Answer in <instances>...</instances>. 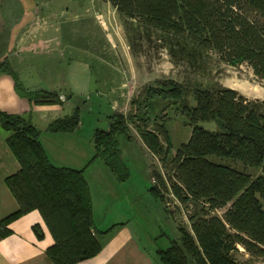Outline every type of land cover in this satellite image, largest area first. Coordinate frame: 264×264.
Segmentation results:
<instances>
[{
    "label": "trees",
    "instance_id": "trees-1",
    "mask_svg": "<svg viewBox=\"0 0 264 264\" xmlns=\"http://www.w3.org/2000/svg\"><path fill=\"white\" fill-rule=\"evenodd\" d=\"M106 1L125 18L186 36L231 66L248 64L264 85V0ZM0 74L9 75L17 94L30 104L63 102L57 91L24 86L7 58L0 60ZM141 94V99L131 101L134 113L114 111L107 116V129L92 130L94 155L89 165L98 158L118 181H124L128 167L117 136L130 139L129 125L135 124L144 145L167 172V182L155 174L159 183L150 188L154 197L165 204L163 192L168 183L174 198L191 207L190 230L179 227V238L170 240L166 249L157 250L158 261L246 264L234 256L239 246L264 258V100L248 99L221 85L189 89L173 79L156 80ZM157 99L167 101L192 129L189 140L175 149L165 118L149 115ZM80 116L77 104L70 115L42 130L31 115L0 110L7 145L20 165L5 179L18 209L0 220V240L10 233L12 220L38 210L54 239L46 250L53 264H75L94 257L101 250V235L111 229L95 227L84 168L54 164L40 140L43 132L76 133L82 125ZM221 210L222 215L215 213ZM33 231L43 237L39 225H34Z\"/></svg>",
    "mask_w": 264,
    "mask_h": 264
},
{
    "label": "crops",
    "instance_id": "crops-1",
    "mask_svg": "<svg viewBox=\"0 0 264 264\" xmlns=\"http://www.w3.org/2000/svg\"><path fill=\"white\" fill-rule=\"evenodd\" d=\"M58 1L14 0L20 9L19 14L11 19L6 15L8 10L4 9L7 1L0 0V39H3L0 60L8 59L27 88L57 91L63 101L59 104H30L17 94L12 78L0 74V110L9 114L31 115L33 123L42 130L52 121L70 115L79 102H86L94 88L93 93L104 97L107 119L118 105L127 102L132 89L127 78L131 73L121 68L122 59L101 25L98 13L94 10L85 13L80 11L78 8L83 6V0H74L78 4L77 9L62 7ZM80 20L82 23L78 22ZM66 52L70 59L67 69L64 72L56 70ZM39 61L42 62L41 67L38 66L41 63ZM66 96H70V99ZM108 126L109 122L102 129ZM79 131L74 134L43 132L40 136L54 164L84 168L91 189L95 227L100 231L111 228L100 237V252L75 264H161L156 254L159 248L149 249L143 245L145 230L133 229L130 218L116 219L111 213L108 203L114 195L107 191L109 188L102 187L103 200L96 197L99 194L93 192L92 169L96 168L98 172L97 169L102 167L107 171V167L97 164L100 163L98 158L89 165L94 155L91 133L84 137ZM6 138L7 132L0 125V220L18 209L5 179L16 173L20 165L8 147ZM77 146L80 148L76 150L77 158L69 159L65 158L66 154L62 155L66 152L72 154L69 151ZM162 207L167 212L164 204ZM124 212L121 210L120 214ZM36 224L43 231L42 238L33 231ZM8 228L10 233L0 240V264H53L46 250L54 243V239L38 210L12 220Z\"/></svg>",
    "mask_w": 264,
    "mask_h": 264
},
{
    "label": "rangeland",
    "instance_id": "rangeland-1",
    "mask_svg": "<svg viewBox=\"0 0 264 264\" xmlns=\"http://www.w3.org/2000/svg\"><path fill=\"white\" fill-rule=\"evenodd\" d=\"M4 1H7L5 3L7 7L4 5V9L8 10L7 17L11 19L16 17L19 14V4L14 0ZM58 2L62 7L70 9L78 7L74 0ZM78 9L84 13L93 10L98 13L101 25L122 59L121 68L131 73V76H127L131 82L129 87L132 88L129 98L125 104L121 103L111 113L114 111L124 114L134 113L135 107H132L131 101L141 99L142 89L159 79H173L189 89L197 87L212 89L221 85L238 91L248 99L264 100V85L258 81L246 63L231 66L216 52L194 45L186 36L164 33L137 20L125 18L106 0H83V6H79ZM66 14L69 16L68 11ZM81 20L78 22L82 23ZM1 42L3 39H0V46ZM69 61V53L66 52L64 60L56 70L64 72ZM41 65L42 62L38 63V66ZM35 69L39 70L37 67ZM93 92H90L86 102L78 103L81 107L82 122L79 134L84 137H87L93 129H102L108 124L105 118L104 97ZM149 115L165 118L173 149L189 140L192 129L185 124L184 117L168 105L167 101L155 100ZM209 125L214 127L212 123ZM149 127L152 128V125ZM129 134L130 139L124 135L117 136L122 160L128 167V176L124 181H118L108 168L105 171L98 165L101 167L97 169L98 172L95 167L92 169L94 170L91 178L93 192L99 194L96 197L103 200L102 187L109 188L107 191L114 195L108 203L109 210L116 219L130 218L129 222L133 229L145 230L142 240L147 248L166 249L170 240L179 238V227L190 230L188 216L191 207L187 208L180 204L172 195L169 184L165 183L168 189L163 192L167 212L164 211L160 200L154 197L150 188L152 184L159 183L155 174H160L167 182L165 178L167 172L159 158L144 145L135 124L129 125ZM162 144L166 147L164 142ZM76 150H80L79 146L69 151L72 154L66 152L62 155L66 154L65 158L69 159L77 158ZM99 162L97 164H103L100 159ZM98 208H100L99 204ZM121 210L126 212L120 214ZM223 210L215 213L222 215ZM234 256L238 261L246 264H264V258L249 254L241 246L234 252Z\"/></svg>",
    "mask_w": 264,
    "mask_h": 264
}]
</instances>
